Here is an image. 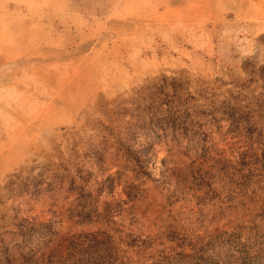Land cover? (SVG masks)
<instances>
[{
	"label": "rangeland",
	"instance_id": "1",
	"mask_svg": "<svg viewBox=\"0 0 264 264\" xmlns=\"http://www.w3.org/2000/svg\"><path fill=\"white\" fill-rule=\"evenodd\" d=\"M0 264H264V0H0Z\"/></svg>",
	"mask_w": 264,
	"mask_h": 264
},
{
	"label": "trees",
	"instance_id": "2",
	"mask_svg": "<svg viewBox=\"0 0 264 264\" xmlns=\"http://www.w3.org/2000/svg\"><path fill=\"white\" fill-rule=\"evenodd\" d=\"M58 251H59V249H58Z\"/></svg>",
	"mask_w": 264,
	"mask_h": 264
}]
</instances>
